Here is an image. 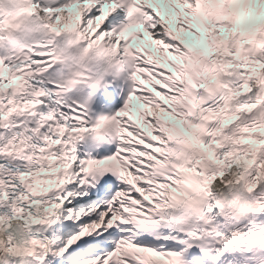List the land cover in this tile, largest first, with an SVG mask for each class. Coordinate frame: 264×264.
<instances>
[{"label": "snow or ice", "instance_id": "6c2138e0", "mask_svg": "<svg viewBox=\"0 0 264 264\" xmlns=\"http://www.w3.org/2000/svg\"><path fill=\"white\" fill-rule=\"evenodd\" d=\"M258 127L264 0H0V264H264Z\"/></svg>", "mask_w": 264, "mask_h": 264}]
</instances>
